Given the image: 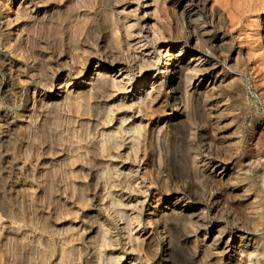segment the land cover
<instances>
[{"label": "rangeland", "instance_id": "rangeland-1", "mask_svg": "<svg viewBox=\"0 0 264 264\" xmlns=\"http://www.w3.org/2000/svg\"><path fill=\"white\" fill-rule=\"evenodd\" d=\"M104 1L99 0V4L96 5L103 12H99L98 20L93 25L94 30L92 28L93 31L89 33L91 34V41L96 34H106L112 25V19L109 12L105 10L107 7ZM204 1L205 10L202 11L205 14L204 21L201 19V22L193 26L194 28L191 26L190 32L177 31V36H179L170 41L150 44L147 51L159 53L160 46L167 47L169 43L173 42H183L182 46H186L185 73L191 76V81L183 88V108L180 110L179 107L175 106L173 102L174 89L169 84H165L164 92L170 94L165 103L166 111L160 113L155 109L156 107H153L154 109L149 113L150 117L149 115L148 117L142 115L144 122L149 124V131L156 126L157 121L160 120L162 123L172 116L174 119L178 116L177 124H166L168 127L163 129V134L161 133L160 136L157 134L152 136L150 132V136L146 137L147 140L143 138L145 142H141L145 144L140 143L141 148L138 155L146 157L144 163H135L134 153H131V158L126 159L125 153L129 154L131 150L125 151L124 145L128 146V143L125 142L121 149L125 159L122 157L119 160L115 159L118 164H121V160L127 162L125 172L131 169L135 170L138 167L137 164L141 165L139 172L141 174L138 178L145 181V186H142L143 193L140 194L136 189L132 193L131 191H126V193L124 191V198L126 197L128 201V196L134 197L136 194L138 199L146 202L145 208L140 211L142 223L137 224L139 227L136 225V228L142 237L147 235L155 237L156 245L154 243L153 252L155 254H152L153 256L146 255L144 249L143 251H133L130 243L126 240L127 234L125 235L122 230V219L115 217L110 208L100 207L97 191L103 184L102 170L100 168V170H95L92 165L84 163L86 159L83 156H80L75 164L71 160L78 153L86 150L79 147L80 144H86L89 140L92 143L91 140L94 139L96 130L94 131L93 127H87V122L82 121L79 116L76 117V113L71 108H64V110L53 108L50 111L43 110L44 108L39 105L34 109L31 108L34 96L36 99L46 93L54 96L48 83L53 82L56 86L58 80L56 78L51 80L50 75H48L46 76L48 80L39 81L37 78H31V81L29 77L27 78L31 72L25 70L28 74L27 76L22 75L23 84L17 86L19 79L16 78L17 80L14 79L16 87H12L13 89L9 87L12 92L4 93L8 79L0 72V116L2 118L9 114L13 118L12 120L10 117V124L5 125L3 122L4 125L0 126V264H65L66 260L62 261L61 253L66 249L68 250L66 251L68 264H126L137 255L143 264H160V262L162 264H186L192 253H197L198 264L206 262L204 240L208 237L205 235V231H197L196 227L188 221L185 222L184 229L176 232L175 236L162 234L159 229L148 222L150 211L147 210L149 208L147 205L155 206L158 197L168 199V191L182 184V181L177 182L176 178L183 175L184 171L186 172L188 169L192 173L195 167L205 166L207 162L210 164L217 162L213 171L219 173L225 163L233 165L238 159H242L246 163L247 159L243 155L248 153L255 155L251 161L259 158L264 160V0ZM86 4L76 0H62L55 3L54 7L52 4V15L55 14L54 19L57 17L58 22L63 23V21L75 18L80 12L84 13L86 8L89 9V4L88 7ZM167 5L166 3L165 6ZM168 7L169 5L166 8L168 11H166L170 14L167 12L162 14L163 16L167 14L166 18L170 17L166 19V24L175 26L172 11ZM122 8L120 7L119 10ZM211 10L215 12L218 10V13L220 12L222 15V22L219 25L211 23V18L208 16ZM64 14L66 15L64 16ZM257 18L259 22L255 23ZM168 20L172 21L168 22ZM221 26L222 29H220ZM201 29L213 33L208 32L207 36L212 35L222 39L224 42L222 47L213 48L212 44L202 42V38L197 35V31ZM48 31L50 29H27L25 34L30 32L29 41H31L30 43L25 42L24 47L33 49L36 53L40 51L39 48H44L47 56L55 48L58 51H62L60 49L69 51L66 34L60 37L59 33L54 34L52 29L50 34ZM187 40L188 43H186ZM0 48L5 49V47ZM56 49L55 51L58 52ZM164 55L160 53L158 59L154 60L155 65L150 67V73L167 75L163 72L167 62ZM211 61L216 62L219 67V73L216 72L214 75H218V78L224 77V83L218 87L217 93L212 96L215 97L211 99L210 103H205L201 99L195 101V97L191 93L202 80L201 66ZM94 67L93 64L89 65V69L85 73L88 78L91 77ZM63 71L65 75L66 73L70 74L71 86H74L77 83V76L73 67L65 66ZM138 76L137 74V79H139ZM164 79L166 82L167 78L164 77ZM49 80L51 81L49 82ZM28 99L30 100L28 101ZM13 100L15 101L13 102ZM107 100V98L98 97L92 99L91 102L97 108L98 105L103 106L105 103L108 105ZM124 111H115L113 113L114 118L106 125L107 128H116L124 114H133L129 122H132L133 119L136 121L141 119V115L136 110ZM90 118H94V116L92 115ZM257 156L258 158H256ZM154 157L161 158L155 159ZM225 157L229 158L226 159ZM156 160L162 162L161 167L159 166L161 171L159 174L156 172L158 168L155 171L149 169L151 163L155 164ZM224 161L226 162L224 163ZM157 162L159 163V161ZM20 164L21 166L25 164L26 169L20 170L18 167ZM246 167L243 171L247 172L250 165L247 164ZM146 169L150 172L146 176V180H143L142 174ZM73 171L78 173L72 174ZM248 173L255 177L253 181H239L240 178H237L232 179V183L228 181L222 185L221 182L215 184V186L218 185V187L227 189L229 194L225 198L227 199L225 200L226 204L222 203L220 205L222 208L219 206L218 212L209 198L207 182L199 181L202 190L200 191V198L203 199L200 207L207 217L205 218L206 221L214 227L215 233L217 231L216 234L221 228L226 232L243 228L244 225L241 221L244 220V216L241 215L245 214L246 210L241 209L242 206L238 207L237 201L246 203L248 200L245 196L240 197L239 195L237 197L233 189L238 186L245 188L251 183L255 184L256 187L264 185L263 179L261 180L258 176L259 174ZM97 183L101 185L96 187L95 184ZM231 190L233 192L230 194ZM187 196L190 195L187 194ZM135 203L132 202L131 208L128 207L126 215L129 211V214L133 213ZM179 204L182 205L183 203L180 202ZM230 215L239 216L240 221L236 220L238 222L236 223L230 219ZM100 226H110V234L115 239L114 246H105L103 247L105 249H101L103 231L99 228ZM169 237L172 238L173 243ZM169 241L173 244L170 256L166 252ZM185 244H188L189 247ZM109 258L110 261H107Z\"/></svg>", "mask_w": 264, "mask_h": 264}, {"label": "bare ground", "instance_id": "bare-ground-1", "mask_svg": "<svg viewBox=\"0 0 264 264\" xmlns=\"http://www.w3.org/2000/svg\"><path fill=\"white\" fill-rule=\"evenodd\" d=\"M0 1V4L3 3L0 6V47H5L3 50L0 48V72H2L3 76L8 79L4 88V93L11 91L9 87H11V89H13L12 87H16V83H14V79L16 78L19 79L17 86L23 84L22 75L27 76L28 74H26L25 70L31 72L29 76H27L30 80L31 78H37L39 81L45 79L48 80L46 78L48 75H50L51 80L55 78L58 80L56 86H54L53 82L48 83L51 87L48 86L53 90L52 94H54V96L47 95L46 93L36 99V96L33 95L34 98L32 99L31 108L34 109L37 105L47 111L53 110V108L58 110L71 108V110L76 113V117L79 116L82 118V121L85 120L87 122V127H93L94 131L96 130L94 139L91 137L92 143L89 142L90 140L87 141V143L85 142L86 144L79 143V147L83 149L85 148L87 151L84 150L83 152L78 153L71 160L73 164H75L79 157L83 156V158L86 159H84L85 162L83 160L84 163L92 165L95 170L99 168L102 170L103 184L99 187V191H97V197L100 199V201L98 199L100 207H107L106 209L110 208L115 217L122 219V230L125 235L127 234L126 240L130 243L129 245L133 251H143L144 249L146 255L155 254V252H153V248L156 245V241L154 242L155 237L152 235L142 237L138 234V228H136L137 224L140 225L142 223L140 219V211L145 208L146 202L138 199L139 197H136V194H134V197L128 196L127 201L126 197L124 198V191L125 193L126 191H131L132 193L136 189L140 194L143 193L142 186H145V181H141V179L138 178L141 174H139L141 166L139 164L144 163V158H146L138 155L141 148L140 143L145 142L143 138L146 139L147 136H150V132L152 136H154V134L160 136L161 133L163 134V129L168 123L174 124L178 122V116L175 119L172 116L162 123L159 120L157 121L158 125L156 124L159 128L154 126V128L149 131V124L148 122H144L142 115L146 117L149 115L150 117L149 113L154 109L153 107H156L155 109L160 113L166 111L165 103L168 101L170 94L168 95L164 92L165 84H169V86L174 89L173 102L175 106L179 107L181 110L184 101L183 88L191 81V76L185 73L184 56L186 55V46H182L183 42L169 43L167 47L164 45L160 46L159 53H151L150 51H147L150 44H156L159 41H170L172 38L179 36H177V31L181 32L183 30L190 32L191 26L194 28L193 26H196V23L201 22V19L204 21L203 17L205 14H203L202 11L205 10V1L101 0V2L104 1L106 4L107 8H105V10L109 12V16L112 19V25L106 34H96V36L92 38V41L90 39L91 34L89 33L94 30L93 25L98 20L99 12H103L101 8L99 9L96 7L99 0H76L85 4L87 3L86 7H88L89 4L90 8H86L84 13L80 12L75 18L70 17L72 19L65 21L66 23L63 21V18H61L63 19L61 20L63 23L58 22L59 20H57V17L54 19L55 14L53 13L54 15H52V4V7H54L55 3L62 0ZM166 3L169 5L168 8L171 9L170 11H172L171 13L175 26L173 23V26H169L170 24L168 25V23L166 24V19L169 16L166 18L167 14L166 16H163L162 14L168 11L166 9L168 5L165 6ZM120 7H123L122 10H119ZM168 14H170V12ZM65 15L66 14H64V16ZM208 16L211 18V23L214 25H219L222 22V15H220V12L218 13V10L217 12L211 10ZM171 21L168 20V22ZM257 21L259 22L258 18L255 23H257ZM222 26L219 28L222 29ZM64 27L67 28L66 31ZM29 28L35 30L50 29V31L52 29L54 31L53 33H59L58 35H60V37H63L64 34H66L69 51H64L63 49H60L62 51H58L55 48L58 52L54 49V51L47 56L46 50L44 52V48H39L40 51H37L36 53L33 49L30 50L29 48L24 47L25 42L30 43L31 41H29L31 38V31L29 34H25L26 30ZM63 28L64 31H62ZM50 31H48V33ZM208 32L211 31H203L201 29L197 31V35L202 38V42L212 44L213 48H221L224 44L223 40L216 36H207ZM188 42L189 41L187 40L186 43ZM160 53L165 54L164 56L167 61L163 71L167 75L163 76L150 73V67L155 65L154 60L158 59ZM90 64H93L95 67L92 69L91 77L89 76L88 78L85 73L87 69H89L88 67ZM65 66H71L73 67V71H75L77 83L74 86H71V79L69 78L70 74L66 73L65 75V72L63 71V67ZM201 67V71L203 72L202 80H200V82L194 87V91H192L191 95L195 97V101L201 99L205 103H210L211 99L215 97L212 96L217 93L216 90L218 87L224 83V77L218 78V75H214L218 72L219 68L216 62H208ZM137 74L139 75V79L136 78ZM164 77L167 78L166 82ZM51 80H49V82ZM203 81L205 82L202 83ZM120 94L121 96H119ZM98 97L107 98L108 105L105 103L103 106L98 105V107L95 108V105H92L93 102H91V100ZM29 100L30 99H28V101ZM14 101L15 100H13V102ZM124 110H136V112L141 115V119H139V121L133 119L132 122H129L133 114H124L123 117L121 115L122 118H120L119 125L116 128H107L106 125L109 124V121L112 120V118H114L113 113L115 111ZM92 115L94 118H90ZM10 117L9 114L4 115L2 118L0 116V126L4 125L3 122H5V125L10 124ZM127 125H129V127H127ZM237 134L239 133L237 132ZM124 142L128 143L127 147L125 146L126 144L124 145ZM123 145L124 149H126L125 151H129V149L131 150L129 154L125 153L126 159L131 158V153H134V161L135 163H139L137 164L138 167H135V170L131 169L130 171L127 170L128 172H125L127 162L123 160H121V164L115 162L117 161L115 159L119 160L121 157L125 159V156L123 157V153L121 152ZM254 156L250 153L244 154L243 157L247 159V162L245 163L242 159L239 160L237 158L238 160H235L236 162L233 165L225 163L227 161L226 159L229 158L225 157V166L223 167L222 165L219 173L213 171L215 163L217 162L212 164L207 162L205 166L198 165L199 167H195V170H193L192 173L190 169L186 172L184 171V174L182 173L183 175H179L176 178V181H182V184L177 185L175 189L168 191V199L158 197L155 206L151 204L147 205V207H149L147 210L150 211L148 222L151 225H154L156 229H159L162 234L166 233V235L173 234V236H175L174 234L176 232L184 229L186 225L185 222L188 221L196 227L197 231H205V235L208 238H205L206 240H204V253L206 255L205 258L207 259L204 264H264V185H262V187H256L255 184L251 183L247 187L244 185L245 188L243 186H238L233 189L235 190L234 194L237 197L239 195L240 197L245 196L248 200L246 203H242L239 200L237 201L238 207L242 206L241 209L246 210L245 214L241 215L244 216V220L241 221L244 225H242V229L237 228L235 231L226 232L221 228L219 229L218 234H216L217 231L215 233L214 227L206 221L205 218L207 217L200 207L203 200L200 198V191H202L199 185L200 180L207 182L209 198L217 212L220 210L218 207L222 203L226 204L225 200L227 199L225 198L229 195L227 189L218 187V185H216L217 187L215 186L217 182H221L222 185L228 181H231L232 183V179L237 178H240L239 181H253L255 177L248 172L259 174V178L264 181V160L259 158L251 161V158ZM256 158H258V156ZM161 160H156L155 164L151 163L152 165L149 169L155 171L156 168H158V171L156 172L159 174L161 172L159 168V166L161 167L162 165ZM157 161H159V163ZM21 164L18 166L19 169H26V166H24L25 164L23 166H21ZM247 164H249L250 167L246 172L243 171V169ZM147 169L143 171V180H146V176L149 175L148 173L150 170ZM73 173L76 175L78 172L73 171L72 174ZM98 183L95 184L97 185L96 187L101 185ZM233 190L230 191V194ZM187 194L190 196H187ZM92 198L95 199V197ZM132 202H136L134 204L135 210L131 214H129V211L128 215H126V210L128 207L131 208ZM180 202L183 204L180 205ZM137 209L138 212L136 213ZM230 219L233 221H240L239 216L236 217V215H230ZM236 223L238 222L236 221ZM109 227H99L103 231V242L100 245L102 246L101 249L105 246H114L115 239L112 238L110 234L111 228ZM239 227H241V225ZM229 230L232 229L229 228ZM129 231L131 232L129 233ZM169 240H172V238ZM172 243L169 241V244L167 245L166 252L168 256H170L173 250ZM185 245L187 246L188 244ZM66 251L68 250H63L61 255L62 261L64 262L66 260L65 264H68ZM137 256L131 258L126 264H143L140 257ZM107 261H110V258ZM160 264L162 263L160 262ZM186 264H198L197 253H192Z\"/></svg>", "mask_w": 264, "mask_h": 264}]
</instances>
